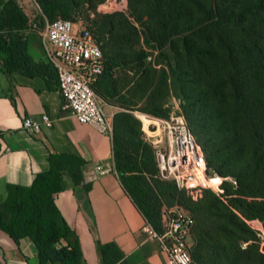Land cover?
Listing matches in <instances>:
<instances>
[{"label": "trees", "instance_id": "1", "mask_svg": "<svg viewBox=\"0 0 264 264\" xmlns=\"http://www.w3.org/2000/svg\"><path fill=\"white\" fill-rule=\"evenodd\" d=\"M35 1L41 13L33 21L40 27L45 19L82 22L100 45L105 68L93 88L119 109L113 117L115 167L145 219L162 233L164 210L186 209L195 220L192 264H264V238L246 223L264 225V0H128L129 16L93 19H82L85 4L94 12L105 0ZM31 22L16 0H0L2 70L43 78L54 90L55 67L29 54ZM175 94L214 114L210 143L196 140L210 173L235 181L224 182L223 195L205 190L194 202L159 176L154 148L133 112L165 119L164 106ZM49 164L30 187L9 185L0 197V232L16 242L30 238L41 264H82L77 246L57 247L71 229L55 196L65 178L73 186L85 184L86 161L64 154L52 155ZM98 249L103 264H127L115 244Z\"/></svg>", "mask_w": 264, "mask_h": 264}, {"label": "crops", "instance_id": "2", "mask_svg": "<svg viewBox=\"0 0 264 264\" xmlns=\"http://www.w3.org/2000/svg\"><path fill=\"white\" fill-rule=\"evenodd\" d=\"M16 1L31 21L37 18V10L41 13L35 0ZM28 51L35 61L49 62L39 31L29 34ZM104 108L113 121L117 108L106 102ZM44 116L50 119V127L43 124ZM28 118L41 124L39 133L24 129ZM64 154L86 161L85 184L73 186L65 178V189L55 196L56 206L71 229L67 240L57 247L77 246L82 264H103L98 247L112 243L127 264H168V255L161 251L158 240L142 231L146 219L117 171L97 177V165L116 170L113 131L101 133L63 112L59 82L56 89L49 90L43 78L5 73L0 61V197L6 195L9 185L30 187L38 174L49 170L52 155ZM0 264L41 262L30 238L16 242L0 232Z\"/></svg>", "mask_w": 264, "mask_h": 264}, {"label": "built area", "instance_id": "3", "mask_svg": "<svg viewBox=\"0 0 264 264\" xmlns=\"http://www.w3.org/2000/svg\"><path fill=\"white\" fill-rule=\"evenodd\" d=\"M31 27L32 31L40 32L47 58L57 71L62 111L101 133H111L113 121L105 112V102L93 88L104 72L105 62L92 31L82 22L64 19L52 22L45 19L42 27L32 21ZM142 120L144 139L154 148L160 178L173 181L192 200L201 197L205 190L224 193L226 179L210 173L206 154L183 115L162 119L143 114ZM42 122L51 126L47 116ZM23 127L32 133L41 130V124L30 118L24 120ZM95 171L97 177L116 173L110 165H97ZM194 224L189 212L174 207L164 210L162 233L147 220L142 231L158 240L161 251L168 255V264H192L188 240Z\"/></svg>", "mask_w": 264, "mask_h": 264}, {"label": "rangeland", "instance_id": "4", "mask_svg": "<svg viewBox=\"0 0 264 264\" xmlns=\"http://www.w3.org/2000/svg\"><path fill=\"white\" fill-rule=\"evenodd\" d=\"M38 13L39 11L37 10V15H39ZM80 13H81L82 19H84L87 16L93 19L95 18L96 15H105V14H112V13H122V14H125L126 16H129L130 15L129 14L130 13L129 1L128 0H105L104 3L100 4L94 10V12L91 10V8L87 4H85L84 10H82ZM151 56H152V61L154 62L158 56V53L154 52V54L152 53ZM117 76H120V72L117 73ZM204 105L205 104L201 102L197 103L196 100L194 99L183 100L180 97H178L176 94L172 95V97H170L167 100V103L164 106V109L167 111V116L165 117V119H171L172 117L183 115L186 121L188 122V125L192 133L194 134L195 138L199 141V143L200 144L210 143V135H212V132L208 128V125L209 123L214 121L212 118L214 114L212 113V111L205 110ZM116 110L119 111V109H116ZM133 114L136 117V119L140 121L141 129L143 131L142 115L145 113L136 111V112H133ZM225 181L224 182L227 183L226 184L227 186L231 184L233 186H236L234 184L235 181L232 178H226ZM210 192L213 193L214 195H218L214 191H210ZM204 197H205V193H203L202 196L199 197L197 200H192V201L197 202L199 200L204 199ZM246 223L248 226H250L252 229H254L257 232V235L260 238H264V225L261 221L259 220L246 221ZM247 245L248 244H243V247ZM192 246H193V240L189 238L188 247H192Z\"/></svg>", "mask_w": 264, "mask_h": 264}, {"label": "bare ground", "instance_id": "5", "mask_svg": "<svg viewBox=\"0 0 264 264\" xmlns=\"http://www.w3.org/2000/svg\"><path fill=\"white\" fill-rule=\"evenodd\" d=\"M145 125H147V122L145 123Z\"/></svg>", "mask_w": 264, "mask_h": 264}]
</instances>
